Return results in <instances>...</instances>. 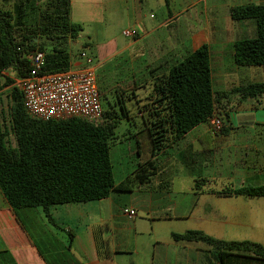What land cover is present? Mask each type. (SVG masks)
<instances>
[{
	"label": "crops",
	"instance_id": "obj_1",
	"mask_svg": "<svg viewBox=\"0 0 264 264\" xmlns=\"http://www.w3.org/2000/svg\"><path fill=\"white\" fill-rule=\"evenodd\" d=\"M148 1L71 0L70 20L82 27L71 43L80 45L81 53H91L100 97L110 93L108 110L116 113L118 125L125 122L133 130L127 131L131 141L126 157H136V163L114 169L110 157L117 185L139 162L132 135L151 126L150 112L160 107L162 97L155 92V83L190 52L208 45L215 91L264 81V67H238L233 59L234 43L253 37L254 23L235 22L229 16L232 7L264 4V0H223L222 5L208 0H165L166 18L157 25H149L141 14ZM177 2L191 4L174 14L169 6L176 9ZM201 2L205 14L222 15L224 24L211 20L212 24L202 25L196 12H187ZM184 12L188 17L179 23ZM122 18L128 28L138 29V37L124 44L113 37L96 39L98 33L104 35L106 20ZM90 24L99 29L89 28ZM83 37L88 41H81ZM83 63L80 54L72 58L74 68ZM232 78L237 83L229 85ZM118 108L125 113L122 118ZM228 124L231 136L220 147L210 122L198 125L179 141L169 139L155 158L154 174L144 184L114 190L103 200L52 207L55 225L40 208L13 210L0 192V264H218L202 244L173 240L172 234L189 230L218 240L264 246V198L214 193L226 186L264 185V106L256 100L234 102ZM197 180L203 181L199 188ZM126 207L136 211L133 220L123 215ZM225 264L264 262L231 256Z\"/></svg>",
	"mask_w": 264,
	"mask_h": 264
},
{
	"label": "trees",
	"instance_id": "obj_2",
	"mask_svg": "<svg viewBox=\"0 0 264 264\" xmlns=\"http://www.w3.org/2000/svg\"><path fill=\"white\" fill-rule=\"evenodd\" d=\"M70 12L71 0H0V85L7 88L14 82L9 78L2 82L4 71H11L16 79L25 77L31 67L30 56L36 51L45 54L43 72L70 68L69 46L82 30L70 20ZM229 16L232 21H252L255 25L253 37L234 43L235 65L264 67V4L232 7ZM155 86L162 97L160 107L150 112L152 125L132 135L139 162L118 185L110 159L118 127L115 112L103 111L99 125L78 118L42 121L27 114L22 92L12 87L9 129L3 125L0 130V192L9 206L13 210L40 208L47 221L55 225L51 216L54 206L103 200L114 190L146 183L155 172L157 154L169 139L179 141L198 125L217 117L222 126L213 131L220 138L216 142L220 147L231 136L229 108L234 102L256 100L264 106V81L226 91L213 89L206 44L170 67ZM2 114L0 108L1 118ZM9 134L13 145L7 140ZM201 182L197 180V188ZM214 193L264 198V185L226 186ZM172 237L176 242L202 244L218 264H225L231 256L264 262V246L251 241H223L194 230Z\"/></svg>",
	"mask_w": 264,
	"mask_h": 264
},
{
	"label": "built area",
	"instance_id": "obj_3",
	"mask_svg": "<svg viewBox=\"0 0 264 264\" xmlns=\"http://www.w3.org/2000/svg\"><path fill=\"white\" fill-rule=\"evenodd\" d=\"M122 35L136 38L139 31L132 27L123 30ZM80 58L85 60L78 68L71 64L68 70L47 73L43 72L45 54L36 51L30 56V70L18 80L29 116L42 121L78 118L94 125L101 124L103 110L95 71L86 53H80ZM209 122L215 132L221 129L222 122L219 118L215 117ZM123 215L128 220H133L136 211L126 207Z\"/></svg>",
	"mask_w": 264,
	"mask_h": 264
},
{
	"label": "rangeland",
	"instance_id": "obj_4",
	"mask_svg": "<svg viewBox=\"0 0 264 264\" xmlns=\"http://www.w3.org/2000/svg\"><path fill=\"white\" fill-rule=\"evenodd\" d=\"M215 3V4H219L222 5L223 4V0H208V3ZM191 2L189 3H184V2H177V6L176 9H174V7L172 5H170L169 9L172 13L176 14L178 11H184L187 9L186 6L190 5ZM204 2H201L200 4H198V6L191 11V9H188L187 12H196L197 16H198V20L200 21V24L204 25V24H212L211 20H214V23H218V24H224V18L222 15H220V17L218 16H214V15H210V13L205 14L204 11ZM184 12L185 15H182L183 17H180L177 21L179 23L182 22V20H184V17H188V13ZM141 14L147 17V22L149 25L154 24H160L163 22V20L166 18V14H167V8L165 5V0H149L147 4H145L141 10ZM152 14L154 15V19H149V15ZM218 19V22H217ZM110 19L105 21V25L103 27V31H104V35L98 33V38H96L99 41L102 40H106L109 38H116V40L118 42H120L121 44H124L128 41H130L131 38H127L124 37L122 35V31L124 29H128V25H126V19L122 18L117 22H110ZM91 29H99V27L95 28L94 24H90ZM164 32H166V28H162L160 34L164 35ZM81 41H88L87 38L83 37L82 39H80ZM96 40V41H97ZM69 50L71 52V56L72 58L76 55H79L82 51V47L80 45H73L72 43H70L69 46ZM84 53L87 54V56L89 58H91V53L89 51H85ZM81 59V58H80ZM85 59H82V61H84ZM72 64V63H71ZM2 82L4 83L6 78H9L11 80H13L14 82L9 84L10 87L5 88L3 85H0V108L4 111V114L0 115V130L3 131V125H5L7 127V129H9V116H8V107L9 104L11 102V89L12 87H18V80L15 78L14 73H12L11 71H4L3 72V76H2ZM235 77V76H234ZM2 83V84H3ZM233 83H237L235 81V78H232L229 81V85L233 84ZM106 96V97H105ZM105 96H101L100 97V103H101V107L102 110H108L109 108V104H108V100L111 99V95L110 93L105 95ZM114 96V100L117 101V95L114 92L113 93ZM118 111V115L119 117H123V113L120 110V108L117 109ZM129 124L128 123H120L115 131V140L113 142V146L110 150V157L113 160V164H114V169H120L121 167L127 165L129 168L132 166V164L136 163V157L129 159L126 156L128 155V148H127V144L128 142L131 141V139L128 137L127 131H133L132 129L129 128ZM8 142L13 145L14 141H13V137L9 134L7 137ZM134 140V139H133ZM122 142V143H121ZM134 146H135V142ZM127 158V159H126ZM115 172V170H114ZM262 217H264V210H262Z\"/></svg>",
	"mask_w": 264,
	"mask_h": 264
}]
</instances>
